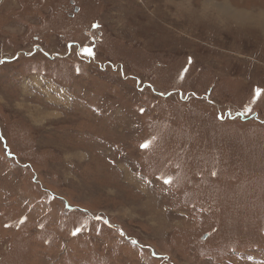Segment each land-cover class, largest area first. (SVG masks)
Returning a JSON list of instances; mask_svg holds the SVG:
<instances>
[{"label": "rangeland", "instance_id": "rangeland-1", "mask_svg": "<svg viewBox=\"0 0 264 264\" xmlns=\"http://www.w3.org/2000/svg\"><path fill=\"white\" fill-rule=\"evenodd\" d=\"M263 13L0 0V264H264Z\"/></svg>", "mask_w": 264, "mask_h": 264}, {"label": "bare ground", "instance_id": "bare-ground-1", "mask_svg": "<svg viewBox=\"0 0 264 264\" xmlns=\"http://www.w3.org/2000/svg\"><path fill=\"white\" fill-rule=\"evenodd\" d=\"M263 15H264V13H263Z\"/></svg>", "mask_w": 264, "mask_h": 264}, {"label": "trees", "instance_id": "trees-1", "mask_svg": "<svg viewBox=\"0 0 264 264\" xmlns=\"http://www.w3.org/2000/svg\"><path fill=\"white\" fill-rule=\"evenodd\" d=\"M230 120V119H229Z\"/></svg>", "mask_w": 264, "mask_h": 264}]
</instances>
